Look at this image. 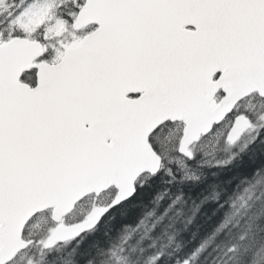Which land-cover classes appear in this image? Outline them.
<instances>
[{"label":"snow or ice","instance_id":"snow-or-ice-1","mask_svg":"<svg viewBox=\"0 0 264 264\" xmlns=\"http://www.w3.org/2000/svg\"><path fill=\"white\" fill-rule=\"evenodd\" d=\"M262 197L264 0H0V264H260Z\"/></svg>","mask_w":264,"mask_h":264},{"label":"trees","instance_id":"trees-1","mask_svg":"<svg viewBox=\"0 0 264 264\" xmlns=\"http://www.w3.org/2000/svg\"><path fill=\"white\" fill-rule=\"evenodd\" d=\"M257 195H259V194L257 193ZM262 199H264V197H262ZM260 264H264V258H261Z\"/></svg>","mask_w":264,"mask_h":264}]
</instances>
